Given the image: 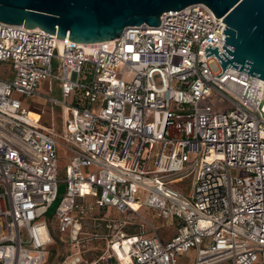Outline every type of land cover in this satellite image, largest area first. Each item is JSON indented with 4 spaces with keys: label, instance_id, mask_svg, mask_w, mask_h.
Here are the masks:
<instances>
[{
    "label": "built area",
    "instance_id": "built-area-1",
    "mask_svg": "<svg viewBox=\"0 0 264 264\" xmlns=\"http://www.w3.org/2000/svg\"><path fill=\"white\" fill-rule=\"evenodd\" d=\"M221 19L193 4L89 48L0 22V264H43L52 223L70 249L58 264L85 240L108 242L107 264H264V83L203 57L223 53Z\"/></svg>",
    "mask_w": 264,
    "mask_h": 264
},
{
    "label": "water",
    "instance_id": "water-1",
    "mask_svg": "<svg viewBox=\"0 0 264 264\" xmlns=\"http://www.w3.org/2000/svg\"><path fill=\"white\" fill-rule=\"evenodd\" d=\"M203 4L221 17V49L203 48L230 69L264 82V0H0V22L80 44L109 41L127 26H158V17ZM220 75V74H219ZM219 75L215 76L218 77ZM264 119V96L258 109Z\"/></svg>",
    "mask_w": 264,
    "mask_h": 264
},
{
    "label": "rangeland",
    "instance_id": "rangeland-1",
    "mask_svg": "<svg viewBox=\"0 0 264 264\" xmlns=\"http://www.w3.org/2000/svg\"><path fill=\"white\" fill-rule=\"evenodd\" d=\"M165 58L162 56L160 58V60H164ZM56 63L54 60H52L51 62V66L52 69L54 70ZM3 67L0 66V70H2ZM53 73H56L55 71H53ZM46 83L44 82H40L38 85V91L46 93ZM52 98L56 99V100H60V93H59V89L57 88V83L55 81L51 82V92L49 94ZM207 105H209L212 110L214 112H221L224 109H226L227 107L224 105L223 102H221L215 95H211L208 98L205 99V101L203 102ZM38 107H39V102L37 103H31L27 109L30 111H38ZM53 116H54V124H55V130L57 132H60L61 128V109L58 106H53ZM63 162L59 161V169H58V173H57V177H58V184H57V197L56 200L52 202V204L50 205V207L48 208L47 212L44 214L43 219L48 223L51 219H52V215H53V211L58 203V200L60 198V196L63 194L64 192V183H63ZM95 213H98L99 216H104L105 214L114 216L116 218H118L119 220H124L122 215H117L116 213H114L112 210H109L107 213V210H98L95 211ZM139 214L141 216H143L144 218H148L146 212H145V208H141L139 210ZM91 216H87L86 219L80 220V223L83 224L82 226V233L84 235V237L87 239L89 238V234L91 233L92 229L90 228V224H91V220H90ZM130 217H126L125 220H129L133 225L130 226L128 224H126L124 227H122L120 229V231L127 233V234H133V233H137L138 229L136 228V219L133 218L131 219ZM152 224L155 225L154 221H151ZM100 230L97 232L99 235L102 233H105L103 231V227L102 225H100ZM50 228V227H49ZM114 230L112 227L109 231ZM159 235H161V230L158 231ZM167 233V234H166ZM164 233L166 236L170 235L172 233L171 227L167 228V232ZM51 238H52V242L51 244L48 246L47 248V255L45 258V261L43 264H58V261L63 258L65 255L69 254L70 249L69 246L67 245V243L65 242V236L58 234L55 232L54 229V223L51 224ZM163 235V234H162ZM164 235V236H165ZM108 242H105L103 240H85V242H82V247L80 248V252H79V256H80V263L79 264H107L105 261L106 255L108 253ZM110 263H112V261H110ZM181 263V261H180Z\"/></svg>",
    "mask_w": 264,
    "mask_h": 264
},
{
    "label": "bare ground",
    "instance_id": "bare-ground-1",
    "mask_svg": "<svg viewBox=\"0 0 264 264\" xmlns=\"http://www.w3.org/2000/svg\"><path fill=\"white\" fill-rule=\"evenodd\" d=\"M92 45H94V43H92V44H82V46L84 47V48H89V47H91ZM264 83V82H263ZM264 96V95H263ZM263 99V98H262ZM30 117H31V115H29ZM120 243H118V244H116V245H114L113 246V248H114V250L116 251V253L119 255V256H121L122 255V250L124 249V246H122L121 245V247H120Z\"/></svg>",
    "mask_w": 264,
    "mask_h": 264
},
{
    "label": "crops",
    "instance_id": "crops-1",
    "mask_svg": "<svg viewBox=\"0 0 264 264\" xmlns=\"http://www.w3.org/2000/svg\"><path fill=\"white\" fill-rule=\"evenodd\" d=\"M39 92H40V91H39ZM31 117H32V115H31ZM107 211H109V210H107ZM161 233H162L163 235H165V234H164L165 232L162 231ZM165 237H166V236H165Z\"/></svg>",
    "mask_w": 264,
    "mask_h": 264
}]
</instances>
